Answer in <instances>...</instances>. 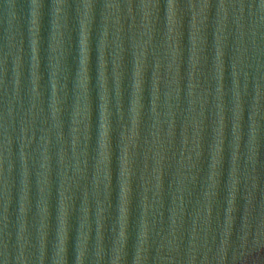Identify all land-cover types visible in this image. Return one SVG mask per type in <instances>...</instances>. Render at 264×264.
Returning <instances> with one entry per match:
<instances>
[{
	"label": "water",
	"instance_id": "obj_1",
	"mask_svg": "<svg viewBox=\"0 0 264 264\" xmlns=\"http://www.w3.org/2000/svg\"><path fill=\"white\" fill-rule=\"evenodd\" d=\"M40 2L35 24L32 0H15L14 18L0 6V264H56L62 192L67 197L63 264H77L81 243L82 264H136L137 253L140 264H264V24L253 31L262 15L260 0H244L242 29L238 8L229 7L224 15L220 0H208L201 13L188 5L202 0H178L173 34L168 0H155L158 8L148 10L147 20L141 5L149 0H92L85 49L84 0H65L58 14L55 0ZM109 3L119 7L108 8ZM176 31L178 84L170 48L175 41L169 39ZM101 39L106 40L103 84ZM143 41H149L147 67L122 221L121 134L131 136L133 44ZM57 61L59 130L52 118L51 71ZM82 68L84 89L78 87ZM33 72L39 77L35 83ZM106 102L104 162L100 133ZM217 145L221 163L213 169ZM157 151L164 157L159 189ZM145 227L147 242L141 245Z\"/></svg>",
	"mask_w": 264,
	"mask_h": 264
},
{
	"label": "clouds",
	"instance_id": "obj_2",
	"mask_svg": "<svg viewBox=\"0 0 264 264\" xmlns=\"http://www.w3.org/2000/svg\"><path fill=\"white\" fill-rule=\"evenodd\" d=\"M0 6L3 7V9H5L8 13V15L10 17H15L16 16V3L15 0H0ZM65 0H55V12L58 14L61 12L62 8L65 7ZM108 8H118L119 5L118 4H113V3H109L105 5ZM142 8L145 9V20L148 19L149 16V9H157L158 8V3L155 2V0H149V2L143 3ZM31 7H32V16H33V23L35 24V20L37 17V9L42 7V3L40 2V0H32L31 3ZM93 7V3L92 0H84L83 2V8L85 9V19L84 21H82V24L85 26V30L83 32V39L81 40V45L85 48H87V38H88V31H87V25L90 23L91 21V17H90V12L92 10ZM188 7L195 9L197 7H199L201 13L204 12L208 7H209V3L208 0H202V2L199 5L196 4H189ZM232 7V8H238L240 15L237 16L236 18V23L238 25L239 29L243 28V25L241 23L242 19H243V12L244 9L246 7L244 0H233V2L229 3L228 0H220L219 3V10L221 13H224V15H226V9ZM180 8V4L178 2V0H168L167 2V12H168V21H169V33L173 34V25H177L178 24V20H177V10ZM259 9L260 12L262 13L261 17H260V21L256 24L253 25V31H255L256 27L259 26V24H264V0H260L259 3ZM193 19L195 20V16L193 17ZM201 23H203V21H201ZM221 25H223V17L221 18ZM60 27V25L58 23L54 22V29L58 30ZM193 27H195V23L193 24ZM220 31H223V27L220 28ZM242 34V32H241ZM105 36H106V32H105ZM179 36L180 33L178 31H176L174 33V35H170L169 39L170 40H174L175 43L170 45L171 48V56H172V60L173 63L176 65V83L178 84V78H179V58L181 55V48L179 46ZM217 44L221 45V41L223 40V37L221 36H217ZM151 40V36H149V41ZM149 41H143L140 44H133V48L135 49L133 55H134V69H133V76H134V99L132 101V128H131V136H124L123 133L121 134V139L123 141V143L121 144V161H122V166H123V171H122V176L124 177L123 180V194H122V200H123V205L121 207V220L123 221L124 219V213L125 211H127V207L126 205L128 204V195H129V191H130V187H129V178L133 172V164H134V159H135V147H136V138L138 135L137 129H138V125H139V121H140V110L142 108V103H141V84H142V79H143V75L145 72V69L147 67L146 63H145V58L147 56V44L149 43ZM35 43V41L33 42ZM193 44H195V37H193ZM106 46V40L105 39H101L100 40V67H101V72H100V80L101 83L103 84L104 82V72H103V68H104V48ZM55 50V49H54ZM33 51H35V48L33 49ZM123 51L122 45L121 44H117L116 46V50H115V57H116V67L119 68L120 67V60L122 59V57L120 56V53ZM222 55L221 49L220 47L217 48V59L219 61L220 56ZM197 57L195 56V53L193 54V60H192V64L193 67L195 66ZM85 63V60L83 59L81 61V64L83 65ZM35 67V66H34ZM171 67V65H170ZM233 67H236V64L233 65ZM158 69H159V63H157V71L153 73V77L154 79H158ZM84 73V69H81V78L78 84V87H80L81 89H84L85 87V82H86V77L83 74ZM58 74H61V68H60V63L59 61H57L55 64L52 65V71H51V77H52V118H53V127L57 128L58 130L61 127V122L59 119V114H60V109L57 107V104L59 103V101L56 98V88H57V83H58ZM66 76V71L65 73H63ZM235 75V72H234ZM39 79V77L36 75L35 72H33V82L35 83V81ZM118 81H119V76L117 77ZM190 88V94H191V89H192V85H189ZM35 91V90H34ZM178 91V88H177ZM37 96H39V93H36ZM239 97V93H237V98ZM103 98V95L102 97ZM239 107V105H238ZM153 112H155V101H153ZM80 114V109L78 107L77 109V115ZM122 115V114H121ZM223 117L221 116V122H222ZM101 139H102V144H101V148H102V160L104 162L107 161L108 159V152H107V139H108V133H109V125H108V110H107V102L106 104H102L101 105ZM75 131V129H74ZM61 133L58 131L57 132V137L61 138ZM169 135H171V130L169 132ZM42 140H45V137H41ZM26 146V145H25ZM219 145H217V148L215 150V154L212 157V168L213 169H217L218 166L221 163L220 159H217L218 156H220V152H219ZM197 155H199V153H197ZM156 164H157V168H156V172H157V189H159L160 185H159V180H160V176H159V172H160V165L162 164V161L164 159L162 153L160 151L156 152ZM43 160L44 163L42 164V167L45 169V173H47L48 171V160H49V156L47 155V148L45 147V153L43 156ZM61 160H63V154L61 155ZM233 160H235V156L233 157ZM78 167H79V162H78ZM233 185L235 183V167H233ZM218 175L217 171H213L212 173V178H213V186H215V184L217 183L215 177ZM62 195V200H61V219H60V247H59V252L57 253V261L56 264H63V260H64V256L63 253L65 251V241L67 239V236L65 234V230H64V219H63V202L67 199V197L63 196V192L61 193ZM102 211V209H101ZM229 223H231V218H229ZM125 234H124V230H123V225L121 227V231H120V239L121 241L124 240ZM147 242V229L146 227L140 232V244L144 245ZM84 252H83V245L81 243L80 245V251H79V255L77 257V264H82V258H83ZM119 259V256H117V260ZM140 260L141 257L139 255V253H137L136 256V264H140ZM4 264H7V260L4 261ZM113 264H115V261L113 262Z\"/></svg>",
	"mask_w": 264,
	"mask_h": 264
}]
</instances>
